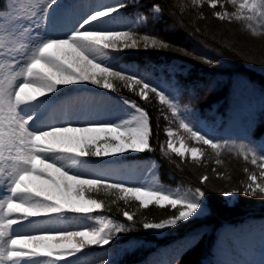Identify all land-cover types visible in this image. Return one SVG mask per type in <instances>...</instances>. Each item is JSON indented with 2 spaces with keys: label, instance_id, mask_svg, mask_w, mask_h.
<instances>
[{
  "label": "snow or ice",
  "instance_id": "obj_1",
  "mask_svg": "<svg viewBox=\"0 0 264 264\" xmlns=\"http://www.w3.org/2000/svg\"><path fill=\"white\" fill-rule=\"evenodd\" d=\"M205 2L192 0L194 5ZM207 3L217 19L245 22L253 35L257 34L254 22L264 23V0H225L234 7L231 12L221 0ZM128 6L125 0L101 3L77 19L78 5H66L63 0L0 3V189L5 191L0 198V264H76L70 258L90 246H110L121 234L136 230L141 222L134 220L130 209L137 202L141 209L153 205L174 210L160 222L143 221L142 227L148 231L177 227L205 211L207 192L202 187L171 190L157 180L129 184L113 179L104 167L111 163L110 157L155 150L151 144L156 135L152 117L136 99L120 96L126 106L120 109L122 115L80 126L66 119L65 111L57 126L42 121L39 114L56 103L61 86L90 83L117 92L119 82L146 104L156 100L168 122L164 129L167 140L160 144L163 156L185 158L190 153L192 160L199 162L205 153L203 146H207L219 165L223 153H235L258 171L246 167L247 181L242 182V188L221 194L231 197L242 192L264 197V145L253 146L247 137L237 142L210 136L201 130L199 120L193 123L190 117L195 114L188 111V105L182 106L179 86L162 89L150 77L111 63L112 53L173 47L155 35L140 34L137 25L148 23L143 14L117 29L103 26ZM150 11L153 22L158 21L161 5L154 4ZM175 50L193 56L184 49ZM200 59L213 63L206 57ZM74 102L62 103L67 109ZM178 137L179 147L175 143ZM189 141L200 147L190 146ZM93 159L100 163L94 165ZM213 172L223 177L216 168ZM208 180L207 175L201 176V185ZM109 197L118 208L117 201L124 202L121 211L128 223L102 214L101 210L108 209ZM76 217L86 222L77 229L47 227L66 224ZM100 264L109 261L101 260Z\"/></svg>",
  "mask_w": 264,
  "mask_h": 264
},
{
  "label": "trees",
  "instance_id": "obj_2",
  "mask_svg": "<svg viewBox=\"0 0 264 264\" xmlns=\"http://www.w3.org/2000/svg\"><path fill=\"white\" fill-rule=\"evenodd\" d=\"M125 2L129 6L121 10L124 16L131 19L143 14L148 17L146 26L137 25L140 34L155 35L173 47L112 53L115 61L111 63L117 68L150 77L154 84H158L162 73L168 81L173 76L171 88L179 86L182 89L178 98L182 106L188 105V111L195 114L190 118L193 123L199 120L201 130L204 122L215 124L219 121L214 137L237 142L247 137L254 142L253 146L264 145V35L260 34L264 33V23L254 22L257 34L253 35L245 22L217 19L207 0L200 5H194L192 0ZM156 3L161 5L162 14L158 21L153 22L150 10ZM225 7L229 12L235 10L228 3ZM217 10H220L219 5ZM127 23L130 22L117 24L113 29ZM175 49H184L193 56H185ZM205 57L213 63H203L200 58ZM90 86V83H85L64 88L67 89L65 92L72 90L77 92L75 96H80L91 91ZM95 87L119 98L136 99L149 111L156 133L151 141L154 151L129 152L118 158H108L111 163L104 167L109 169L113 179L128 178L123 180L129 184L157 180L167 189L180 191L202 187L207 197L205 211L199 217L164 231L144 230L142 222H160L169 218L174 210L153 205L141 209L137 202L130 209L135 213L134 220L141 222L137 223L135 231L121 234L110 246H90L78 257H73L75 261L79 264H100L101 260H107L109 264H223L225 261L215 258L212 253L218 239L234 256L244 234H248L242 243L245 249L248 241L261 236V230H264V197H251L241 192L234 202H227L221 194L242 188V182L247 181L246 167L258 169L235 153H223L220 157L222 163L217 165L215 155L207 146H203L205 153L199 162H194L188 155L181 158L170 154L166 158L161 153L160 144L167 140L164 129L168 122L161 116L158 102L153 100L146 104L119 82L116 83L117 92ZM231 122L233 124L229 125ZM179 133L182 134L183 130ZM189 142L200 147L195 141ZM99 163L93 159L94 165ZM213 168L223 173V177L218 178ZM203 175H207L209 180L201 185L200 177ZM106 204L108 209L101 210L102 214L128 223L121 211L125 208L123 201H117L118 208L111 204L109 197ZM81 220L80 217L73 218L65 229H73V225Z\"/></svg>",
  "mask_w": 264,
  "mask_h": 264
},
{
  "label": "rangeland",
  "instance_id": "obj_3",
  "mask_svg": "<svg viewBox=\"0 0 264 264\" xmlns=\"http://www.w3.org/2000/svg\"><path fill=\"white\" fill-rule=\"evenodd\" d=\"M116 2H118V0H63V3L66 5H78L76 9L77 19L90 12L93 6H97L101 3L112 4ZM126 21H128V18L123 17V19H121L120 13V16H118L116 19L110 22L106 20L103 26L112 28L114 25L124 23ZM172 77L173 76H170V81H168L167 76L162 73L159 78L158 84L160 85V87L167 90L169 87H171L170 83L173 80ZM61 87L63 89L61 93H64L67 89L64 88L65 86ZM89 88L92 90L91 92L86 91L85 93H80L81 95L79 97L75 96L76 92L72 94L70 93V91L64 94L60 93L54 105L40 111V119L45 122L55 123L57 124V126H59L62 123L61 117L64 115L65 111H67V116L65 118L71 120L73 124L80 126L83 125L86 121H102L113 119L122 115L120 109L126 108V106H123L121 104L120 98L111 96L105 93L103 90L97 89V87H95L94 85H91ZM67 101L75 102L68 105L67 109H65V105L62 102ZM233 122H231L229 125H232ZM216 123H219V121H217ZM216 123L214 124L204 122L202 131H206L210 136L214 137V129L216 128ZM175 143L176 146L179 147V138ZM188 143L190 146H196L194 145V142ZM187 155L191 158L190 153H188ZM123 179L128 178L123 177ZM4 194L5 191L3 189H0V198H2ZM236 197V195H233L231 197L223 196L224 200L227 202H234L236 200ZM85 223L86 222L84 220H81L80 222H77L73 225V229H77L83 226ZM47 227L50 229H56L65 228L66 225H48ZM247 237L248 234H244V236L241 237L242 243L243 239L247 240ZM242 243L241 245L237 246V250H235L237 255L231 256V251L223 247V242L218 239L215 245H213L212 247V253L215 258L219 257L223 259L225 261L223 264H262V262H264V230H261V236L258 239H251L250 241H248L247 246H245L247 249L244 248V243ZM259 247H262V249L260 250ZM70 259L74 260L73 257ZM76 264H79V262L76 261Z\"/></svg>",
  "mask_w": 264,
  "mask_h": 264
}]
</instances>
